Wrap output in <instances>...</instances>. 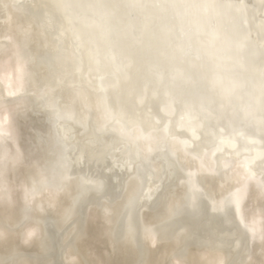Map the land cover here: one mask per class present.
<instances>
[{"label":"rangeland","instance_id":"rangeland-1","mask_svg":"<svg viewBox=\"0 0 264 264\" xmlns=\"http://www.w3.org/2000/svg\"><path fill=\"white\" fill-rule=\"evenodd\" d=\"M22 1L0 0V122L2 123L0 125V139H4L2 141L5 143L3 145L0 144V161L3 159L0 162V244H3H1L2 246L0 245V264H264V216L261 213L262 209L260 210L261 206L259 207L257 203L259 201H255L253 197H251V201L248 198L249 201H246L247 203L242 206V209L239 206L237 208H230L229 214L231 215L223 216L220 219H211V216H208L205 210L206 220L202 218L205 216H202L204 213H201L202 217L198 215L201 219H197V216L192 220L188 216L189 219L185 216L181 217L182 215H179L178 217L181 218H178L175 214L174 218L172 214H167V211L169 212L170 209L172 210L173 205L177 203L178 198H181L179 193L182 195L180 187L182 176L181 173L179 174L176 170H173L172 173L170 172L171 175L168 174V177L165 176L166 179L164 178V181H162L163 184L161 183L162 185H159L161 188L158 187V189H161V191L159 190L160 192L157 191L160 195L164 193V185L165 188L169 187V190L167 189L168 191L165 190L166 195L160 196L162 199L166 197L165 200L163 199L164 202H158H162L164 205L162 203L159 205L155 204L154 199L153 201H149L150 197L147 195V199L144 198L143 201L138 203L136 209L131 210L132 212L126 211L130 210V208L127 209L128 203L126 202L130 199H126L128 197L127 193H130L131 186V188L134 189V185L131 184V182H133L132 178H130L131 182L129 183L131 186H129V184L128 186L127 184L124 185L128 183V179L126 178L129 176L124 178L127 181L125 182L124 180L125 183H123L124 187L127 186L129 188V192L126 187L127 193L123 191L126 194H121L120 198L116 200L119 201V199H123L122 196L127 197L124 198V201L121 199L120 202L115 203H113L114 199L110 201L111 198L105 193L106 191L98 194L100 192L97 190L98 193H96L97 191L95 190L99 186L98 184L96 185V183H100V180L103 179L99 177L101 176L100 174L96 176L98 173L95 172V170L90 171L91 169H87L86 166H82L80 169H82L81 171H83V173H86L84 172L86 169L89 170L86 173L88 179L90 180L89 174H91L94 178L96 176L95 179L99 177V180H96L97 182L95 183H93V181H95L94 178L93 181L90 180L89 184H91V186L93 185V187L95 185L97 188L94 190L92 187L90 190H87V193L84 195L81 194L84 193V191L81 190L79 184L76 185V182H78L76 180L77 178L73 179L79 175L77 172L80 170H77V172L75 171L76 173L73 175L75 177L70 178L73 179V181L76 180L75 184L72 180H69L72 183L71 185H73L71 186L68 184L71 187L66 185L68 181L64 182L65 180H62L61 183H49L44 176H42L44 179L39 177L44 168L43 162L41 161L42 158L40 159L38 156L40 150L37 149L39 147L37 143H35V135L37 132V134H39L38 121H42L41 119L45 118V115L41 112V114H38V111L33 115L30 110L33 108L31 106L34 105L26 102L27 99L24 101L23 71L26 68L24 65L27 64L28 60L29 64H31L30 59H35L33 61L35 62L36 59L41 58L37 57V52H40V50L35 52L38 49L42 50V41H40L42 37H40L39 33L41 35L43 33H47L50 36L52 35L57 45H59L58 40L61 38V41H63L62 43L65 42L68 48L72 47V49H74L73 51H75L76 48L80 47L78 41H76L79 37V32H76L74 27L70 26L74 30L75 35H73V33L67 30L68 28L66 29L64 26L60 27L61 23L59 22H62V19L57 15L56 11H53V6L49 2L50 0H35L40 3L39 9H35L33 7L34 5L31 4V0H29V7L32 8L30 9L31 11L27 10L25 5L21 3ZM250 1L255 12L251 9V6H249L250 4L248 1L242 3L241 0H231L233 4L239 5V12L242 14L239 18V13L237 14L238 16H231V13H234V11L232 9H227L219 0H201V2H199V0H180L184 9L190 10L194 8L196 10H194L195 14L192 15V18L196 20L199 27L195 28V25L192 26L195 28V32L188 35L186 33L184 35L185 37L182 38L179 32L175 30L177 27L174 26L175 28L171 30V32L176 35L175 38L177 40L179 39L178 42L173 43L169 38H166L165 42L171 48L176 46V48L180 50V47L182 48L180 43H186L187 39L191 38L192 35H195L199 30H204V36L208 35V38L206 40L204 39L203 44L205 43L204 48L208 53L202 55L195 50V53L201 56V63L200 66L198 65L193 68L190 61L188 63L187 59L183 57L185 48L188 47V45H192L188 44L183 47L181 53H177L180 55L179 63H177L176 67H172L178 69L173 70V75L168 74V76L162 74L163 80L166 81V83H164L165 88L160 90L161 98H158L159 102L158 100L156 102H158L157 106L159 112L161 108L165 109L166 104L164 102H166V100L169 102L172 101L175 104L174 107L181 111L186 101L176 103L177 100L174 99L175 97L173 98V92H177L176 87L179 86L180 82L183 86H188V83L192 82V84L189 85V87H191V95L189 99L187 98L188 101L186 103V116L192 122L191 125L197 127L195 128L199 135L203 134L206 136L205 138L209 141L210 148L213 150L214 147L222 149V143H225V145L228 143L232 145L233 143L230 147L232 151L234 150L232 156H224L221 152L222 150H219L223 161L228 165L233 163V161L236 162L238 158L254 155V159H258L259 166V175H257L256 180L264 185L263 141L259 137H256L254 133H249L247 131L249 124L253 126L256 125L261 135H264V117L260 116L261 113H264V95L262 94L264 90H262V92L260 90V87H264V73L260 71L259 64L257 63L259 58L262 61L264 60V0ZM260 11L263 14H261ZM37 12L47 17V21H44L47 22L48 25L45 23L42 24V27H39L41 23L38 25L36 20L32 17L30 21L32 20L33 23L35 22V25L37 24L35 27L37 29H34V24L30 23L28 20L31 16L30 14L37 15ZM22 17H24L25 20ZM242 17L246 19L252 29L251 31L256 34L258 40V43L251 45L248 51L251 55H247V57L250 60L252 59L250 69L249 71L247 70L248 72L242 70L244 69L245 57L238 51L244 50L246 45L249 44L246 43L245 37L242 38L240 35H237L239 32L230 31V29H235V27L236 29L242 27ZM231 19L234 20V24H232ZM105 20L107 22V19ZM206 20L208 22H216L220 25L219 29L223 32L228 31V34L225 33V36L215 35V31L211 30L206 25ZM24 21L27 22L24 23ZM25 25L26 27L24 28ZM28 25H30L29 28ZM82 26L80 28H82ZM33 29L37 30V32L35 31L34 33ZM84 29L79 30L84 31ZM187 29L183 30L180 28L179 31L186 32ZM33 33L35 35L34 38L32 37ZM29 34L31 35L30 37L34 40L36 39L38 42L36 43V41L32 40ZM36 35H38V37H36ZM49 35L48 37H50ZM151 37L153 40L157 41L156 44L160 43L158 39L155 38L157 36L154 33H152ZM173 37L174 36H172V38ZM211 39L218 40L222 45H219V47L224 46V51H226V47L231 51L227 50V55L222 56L220 52L223 51V48H220V50H215V52H217V56H215L212 53L214 49H207L211 48V46L207 45ZM74 41L76 42L75 45ZM34 42L36 44L33 45ZM213 42H215V40ZM38 43L41 44L38 45ZM257 44L259 46L262 44V47L258 49ZM30 46L34 48L33 50L36 49L33 51V54H37L36 58L33 57L35 54L32 55L27 52V50L30 51L29 49L32 48ZM37 46L39 47L37 48ZM146 48L143 47V50L146 51ZM192 49L194 51L195 47H192ZM23 50L26 51V55L29 56H25V54L21 53ZM147 50L152 51L148 48ZM175 50L176 49H173L174 54H176ZM71 51L72 50L68 51V54L70 53L69 57H66L68 54L64 55V57H66L65 59H62L60 56L61 60L59 61H63L61 64L62 69L66 70V68H69L71 71L74 70L72 72H77L75 69H78V72H82L87 82L90 83L91 80L98 76L97 74H99V71L93 66H83L78 57L75 59ZM49 54L47 59L51 60ZM207 54L214 55L217 62L221 63L230 59L229 61L231 63L235 64L238 62L240 65L235 70L226 69L222 64L214 67V65L209 61H205V58H203V56ZM45 60L44 56L41 60L35 62L36 65L38 64L37 67L40 66L38 69L43 70L47 68V66L44 65L46 64ZM35 63L29 65V67H33ZM71 66L73 67L70 68ZM34 68L31 73H34V71L36 72ZM172 68L170 67V71H172ZM179 68L181 70H179ZM43 72H36L40 75H36V73L32 74L38 76H34V79L39 82L40 87H35L37 83L34 80L36 83L34 88L38 90L39 93L43 91V87L40 89L41 86L44 85V90H47L50 86L40 81L42 80L41 74H43ZM211 74L214 78L217 77L218 79L210 77L209 75ZM43 75L46 76V71ZM247 76L251 79V84H249V86H247L248 83L245 80ZM34 82L32 83L30 80L29 86L30 83H32L31 85L33 86ZM117 84H119V82ZM169 84L171 87H169ZM32 86H30V90H33ZM173 87L176 89L172 90ZM82 89L84 88L82 87ZM117 89H119V87ZM35 90L30 91L32 94L29 93V95L37 97L35 96L37 93ZM111 90L113 89L111 88ZM27 103L31 105V108H26ZM34 108L42 111L38 106H34ZM132 108L134 109H131L132 113L130 114L131 111L128 112L129 116L131 115V121L143 120L141 122H144V119H147L145 123L147 121H152V119H150V111L147 112L149 110L148 108L147 111L140 106L138 108H136V106ZM118 109L120 110V108ZM182 111L184 112V110ZM27 112H29V114ZM116 113L126 118L124 114L122 115V112L117 111ZM146 113H148V115ZM78 114H81V112ZM36 115L40 119H37V117H35ZM145 115L146 118H144ZM142 116L144 119L141 118ZM64 119L68 122H65ZM64 119L62 118L63 122H61V128L67 135L68 140L71 141L73 145L72 151H74L77 157L82 159L95 158L97 161H101L113 154L121 156L123 159L127 157H124V155L125 152H129V150L121 145L124 140H120L119 132L116 134L113 131L114 126L110 125L112 127L106 126L100 129L94 120L86 117V115L78 117L76 110L71 113L69 112V115L64 117ZM32 120L35 122V126H33V122H29ZM31 127H33L34 130L36 128L35 131L37 132L34 133L35 131L33 132ZM219 130L226 133L221 135L219 134ZM3 132L7 133L4 134ZM32 134L35 135L31 136ZM5 136L11 137L9 138L10 140H7ZM125 136L128 135L124 134V137ZM241 136L244 137V142L239 141V137ZM31 139L34 144H36L34 147ZM218 140H220V146L215 144ZM125 141L123 143L126 145ZM221 141L223 142L221 143ZM38 152L39 154L36 155ZM12 159H14V161ZM38 166L42 168L40 167L39 169ZM177 173L178 175H176ZM43 174L45 175V173ZM43 174L41 173V175ZM180 176L181 178L178 179ZM37 177L39 179H37ZM168 178H170L171 181ZM41 180L43 181L41 182ZM44 180L46 182H44ZM177 180H180V182L178 183ZM4 181L5 183H3ZM166 181L169 182L167 183ZM103 182L104 180L102 183ZM170 183L176 186L179 185L176 187ZM124 187L123 190L126 189ZM171 187H173V191L171 190L173 194L169 195ZM99 188L101 187L99 186ZM177 188L181 190L178 193L176 191ZM73 189L75 191H73ZM76 189H78L79 192L81 191V195L78 194L79 192ZM174 189L178 195L174 192ZM173 195H176V198H174ZM160 197L156 198V200ZM122 201L124 203H122ZM251 203L253 204V208ZM156 205L160 207V210L159 208L157 210ZM123 206H125L126 210H124L125 208H123ZM177 206L176 204V207ZM120 207L123 208V210ZM254 207L258 208L260 212ZM163 208L165 210H161ZM171 215L175 219V222L171 220L172 217L165 218L169 219L168 222L170 223L166 222L167 220H162L164 219L163 217H170ZM245 226L246 230L247 228L249 230L243 232ZM207 240L209 242H207Z\"/></svg>","mask_w":264,"mask_h":264},{"label":"bare ground","instance_id":"bare-ground-1","mask_svg":"<svg viewBox=\"0 0 264 264\" xmlns=\"http://www.w3.org/2000/svg\"><path fill=\"white\" fill-rule=\"evenodd\" d=\"M120 1H126V0H120ZM120 1H119V5L125 4L124 2H120ZM155 1L156 0H140V2L135 3L141 7V10H142L143 15H144L143 17H140L138 20L140 22H142L144 20L145 28L147 30L146 29H144V30L137 29L139 27V25H137L135 23V21H133L131 19V17H129V14H127L128 12L124 13L125 15H127V17L126 18L123 17V11L127 10L126 9L127 6L122 8V10L120 11L121 16L118 13L116 14L117 17H120L119 20L121 19L120 21L122 23H124L123 26L125 27L126 33H127L126 38L128 40L123 42V44H122V42L120 44H116V43L112 42V39H110V37H107L110 35V33H113V31L115 30V27H117V25L114 26V24L112 22H110L108 24V27H111L110 30L108 29V31H105V33H102V35H101V36H103L102 37V43H100L99 42V33H100L101 29H98V28L91 29V26H90L91 24L88 25L86 23V21H84L80 17H77L75 19L73 18L74 12H80L81 13L80 15L92 14L95 16H97V15L102 16L106 12H108V11L102 9L101 7H99V5L96 4V1L95 2H93V0H62V1L61 0L60 1L50 0L49 1L50 4H52V6H53V11H56L57 15L62 19V22H59V23H61L60 27L64 26L66 29L68 28L67 30L70 33H73V35H75L74 30L70 26H73L74 29L76 30V32H79L80 38L78 37V39H76V41H78V44L80 47L76 48L75 51H73L74 49H72V47H69L70 50H72L71 52L73 53L75 59H77V57H78L79 61L82 63L83 66L95 67L96 70L99 71V74H97L98 76H96V78H94L93 80L90 81V83H88L87 79L84 77L83 73L80 71L78 72V69H75L77 72H72L74 70L71 71V69H69V68L68 69L66 68V70L62 69L61 64L63 63V61H59V60H61V58L65 59L67 56L69 57L70 53L68 54V51H70V50H69L68 46L65 45V42L62 43L63 41H61V38L58 40L59 45H60L59 46L54 41L52 35L50 36L47 33H43L42 35L39 33L40 37H42V39L40 40V41H42L41 42L42 44L38 43V45H40V44L42 45V50L41 49H38V50L35 49L36 50L35 51V50H33L34 48L32 46H30V47H32L31 48L32 50L31 49H29L30 51L27 50V52L31 53L32 55L35 54V53L33 54V51L37 52L40 50L41 53L37 52L38 56H37V54H35L33 57L36 58V56H37V57L42 58L45 56V59H46L45 63L46 64H44V65L47 66L46 69L40 70V69H38V67H40V66L37 67L38 64L36 65L35 62L37 60L38 61L41 60V58L40 59L38 58V59H36L35 62H33L35 59L32 58L33 60H31L29 57V59L31 61V64H29V60L26 57L28 62L26 65H24V67H26V68L23 71V78H24L23 79L24 80L23 98L25 99L24 101H26V99H27L26 102H29L31 105L38 106L42 111H39V109L36 110L34 108V106H31L29 103H27L26 108L28 109V107H30V106L33 107L30 110L33 115H35V112H37V111H38V114L41 112V113H44V115H45V116L43 115L45 118H42L41 119L42 121H40V120L38 121L39 129L38 128L37 129L39 131V134H37L38 132L35 131L36 130L35 127H34L35 130L33 129V127H31V130L33 129V132L35 131L34 133L37 132L36 135L32 134L31 136H33V135L36 136V142L35 143H37V146L39 147L37 149L40 150L41 155L39 154V152L37 154L35 153L36 155L39 154L38 156L40 157V159L42 158L41 161L43 162L44 170H43V172H41L42 170L40 172L42 174L45 173V175L44 174L41 175V173H40L39 177L41 178L42 176H44L49 183L50 182H60L61 183L62 180H65L64 182H67V181L70 182L69 180H72V182H74V184H75V182L77 180L78 182H76L77 183L76 185L79 184V187H81V190L84 191V193H81V191L79 192L78 189H76V190H78V192H79L78 194L81 193L82 195H84L85 193H87V190H90L93 187V185L91 186V184H89V182H90V180L93 181L94 176H91V174L88 173L92 177V179H91V177L89 176V178H90V180H89L87 177L88 175H86L87 171H89L87 169H91L90 171L95 170V172L98 173V174L96 173L97 175L96 174L95 175L98 176L100 174L101 176H99V177H101L104 180V182L102 183L103 180H100V183H96V185L98 184L101 188H99V186L97 188L94 185V187L92 189L95 190V188H97L95 191L98 190L100 192V193H98V191H97L96 193H98V194H101V192L103 193V191L104 192L106 191L105 193H107V195L111 198V199L109 198L110 201L112 199H114V202L112 201L113 203L120 202L122 198L119 199V201H117L116 199L120 198L121 194H126L127 191L129 192V188L127 186L131 182L130 178H132L133 182H131V184L134 185L133 186L134 189H132L131 188L132 186L129 184V186H131L130 187L131 191H130V193H127L128 197L126 196L127 197L126 198L125 196H122L123 201H124V198H126L127 200H128V198H130L128 200V202H126V203H128L127 209L130 208V210H126L125 206H123V208H125L124 210H126L127 212H132L131 210L136 209V205L138 203H140L141 201H143L147 195H149V197H150L149 201H153V199H154L155 204L159 205L160 203H162V202H160V203H158V202L163 201V199L165 200L166 197L162 199V197H160V196L164 195L165 190H167L169 187L165 188V185H164L165 189L163 188L164 193L162 191V193H163L162 195L158 194V192L161 191V189H158V187H160L159 185L162 183V181H164V178L166 179L165 176L170 174V172L172 173L173 170H176L179 172V174L181 173V176H182V179H181L182 183L180 185L181 190H182V195L179 193V196H181V198L177 197L178 201L176 200L177 201L176 204L178 206L176 207V204L173 205L174 209L173 208H172V210L170 209V211L172 213L170 211L169 212L167 211L168 215L172 214L174 216L176 214L177 215L176 217H178L179 215H182L181 217H184V216L187 217L188 216L189 218H191L193 220V218L194 217L196 218L198 215L200 217H202L206 213H208V216H211V219L212 218L220 219L223 216L231 215V214H229L230 208H234V207L237 208L239 206L242 209V206H244L245 203H247L246 201L248 200V198L251 201V199H252L251 197H253L255 201H259L257 203H258L259 207L261 206L260 210L262 209L261 213L264 216V185H262L261 183H259V181L256 180L257 175H259V173H258V171H259L258 170V168H259L258 159H254V155H251V156L248 155V156H245L243 158H238V159H236V162L233 161V163H230L228 165L226 162L223 161L222 156H214L213 157L210 155L211 152H214V154H215V153L219 152V150H222L221 152L223 153L224 156H226V155L232 156L234 150L232 151L230 147L233 145V143H232V145H231V143H228L225 145V143H222L223 141H221V143L223 144L222 145L223 148L220 149L218 147H214V150H213L212 148H210L209 141L205 138L206 136L203 134L199 135V133L196 131L197 127L195 126L196 127L195 128L194 125H191L192 122L186 116L187 115L186 103H187V101L191 95L190 94L191 93L190 92L191 87H189V85L192 84V82L188 83V86H183L182 83L180 82L179 86L176 87L177 92L174 91L175 94L173 92V98L175 97L174 99L177 100L176 103H178V102L182 103V101H186L184 103L183 108H182V110H184V112L182 110H181L182 112L179 111L176 107H174L175 104L172 101L169 102L167 100H166V102H164L166 104L165 109L161 108V110L159 112L158 106H157V103L159 102L158 98H161L160 90H163L165 88L164 83H166V81L163 80V78H162V74L163 75H168V74L173 75L172 74L173 70L178 69V68H172V67H176L177 63H179V61H180V55H178V54H180L182 48L187 46L188 44H191L192 47H195L194 51L196 50V51L200 52L202 55L208 53V51H206L204 48L205 43L203 44L204 39L206 40L208 38V35L204 36V30L203 31L199 30L195 35H192L191 38H188L186 43H180V45H182V48L180 47V50H178L176 48V46L174 48H171L165 42L166 38H169L171 41H173V43H177L179 40V39L177 40L175 38L176 35L172 38L173 35L170 34L171 31L167 29V28H169V26H168L169 22L168 21L170 20L171 16L174 15V18L172 19L174 26L179 27L183 30L187 29L190 26L192 27L194 25H195L194 27L197 28V27H199V24L196 22L195 19L190 21L189 18L186 17L187 14H185V12H188L189 9H184L180 0H169L170 9L167 12V16H164L163 18H162V16H160V17L158 16V15H162L160 12L159 13L157 12L158 13V15H157V14H155L156 12H153L154 11L153 8H150L151 5H153L155 3ZM232 1H234V0H232ZM187 2H189V1H187ZM21 3H23L25 5V7L27 8L28 11H31L30 9H32V8L29 7V5H30L29 0H23ZM31 4L34 5L33 7L35 9L40 8V5H39L40 3H38L35 0H31ZM260 13L263 14L261 11H260ZM175 14H176V16H175ZM30 15H29L30 18L28 20L30 23H33L32 20L30 21V19L33 17L34 20H36V22L38 23V25L41 23V25H39V27H42V24H45V23L47 24V22H45V21H47L46 20L47 17L41 15L40 12H37V15H33V14H30ZM113 16H114V13H113ZM156 16H158L159 18ZM256 16H259V15H256ZM59 17H57V18H59ZM22 18H24V17H22ZM164 18L166 21H164ZM105 19H107V18H104L103 20H105ZM123 19H125V21ZM196 19L198 21H200L198 18H196ZM24 20H25V18H24ZM80 21H81V23H80ZM163 21L166 24L167 28H164L162 26L163 24H161V23ZM26 22L24 21V23H26ZM30 23H28V24H30ZM191 23H193V24H191ZM26 25L24 26V28L26 27ZM30 25H32V24H30ZM30 25H28V28ZM36 25L34 24V27H33L34 29H37V28H35ZM80 25L81 26L83 25L84 27L82 26V28H80L81 27ZM127 25L129 26L128 28H127ZM34 29H33L34 33H35V31L37 32V30H34ZM79 29H84V31L79 30ZM152 29H153L152 33H154L157 36L155 38L158 39V42H160V43L156 44L157 41L153 40L152 37H151V39H150V37L148 39H146V41H144L145 43L144 42L142 43V41L137 40V38L135 36V33H138L137 30H139V32L144 31L143 35L148 36V35H150ZM29 32H30V30H29ZM34 33L32 36L33 38L35 37ZM48 35L50 37H48ZM127 35H129L131 37V39H133L136 44L133 43V40H131L129 37H127ZM237 35H239V34H237ZM30 36L31 35L29 34V37ZM32 37H30V38L32 40H34ZM36 37H38V35H36ZM172 39H174L175 41ZM214 40H215V42H213ZM214 40L211 39L210 40L211 43L209 42L207 44V45L211 46V48H207V47L206 48L208 50L214 49L212 53L215 56H217V52H215V50H220V48H223L222 50L224 51V46L219 47V45H221V43H219L218 40H216V39H214ZM34 41H36V39ZM161 41H163V42H161ZM242 41H244V40H242ZM37 42L38 41H36V43ZM127 42H130V43H127ZM36 43L34 42L33 45ZM75 43L76 42L74 41V45H75ZM212 44H213V46H212ZM27 47H29V46H27ZM38 47L39 46H37V48ZM122 47L127 48V51L125 50V48H124L125 51H123ZM143 47H145V48L147 47L148 49H150L152 51L147 50V48H146V51H144ZM173 49H176L175 50L176 54L173 53ZM227 50L231 51L230 49H228L226 47V51ZM25 52L26 51L23 50V52H21V53L25 54V56H29V55H26ZM49 53H51V54H49ZM48 54L50 55L51 60L47 59ZM66 54H68V55H66ZM170 54H171V56H170ZM64 55H66V57H64ZM214 55L207 54V55L203 56V58H205V61H209L212 65H214V67H217L218 65L222 64V66L226 67V69H229V70L230 69L235 70L240 65V63H238V62L235 64L231 63L229 61L230 59L228 61H223L221 63L217 62L216 59L214 58ZM60 56H61V58H60ZM110 56L113 57V61L110 60L111 59ZM160 56H162L161 57L162 59H159ZM32 63H35V65H33V67L32 66L29 67V65H32ZM34 66L36 69L34 68ZM31 67H32V69L34 68V70H36V72L40 71L42 73L44 70L46 71V76L43 75V74H45V71L43 72V74H41L42 80H40V81L45 82L46 84L50 85L47 90H44V85L41 86V88H40V89H42V87H43V91L41 90L42 92L39 93L38 90H35L34 85L36 83L37 84L35 85V87L36 86L40 87L39 82H37L34 79V76L38 75L39 73H36L35 71H34V73H31L32 72ZM72 67L73 66H71L70 68H72ZM124 67H126V68H124ZM170 67L172 68V71H170L171 70ZM113 68L120 73V76L116 77L115 82L112 83L108 80L107 74L109 75V77H110V75L113 76L114 73H116V72L112 71ZM100 69L106 71V72H103V75H105V73H107L106 76L104 77V78H106L105 81H101V80H104L103 78L101 80L98 78L99 76L102 75V71ZM123 70H124V72H123ZM179 70H181V69L179 68ZM20 71H21V69H20ZM185 72H187V71H185ZM35 73H36V75H32ZM11 74H12V72H11ZM209 76L214 78L212 74ZM36 77H38V76H36ZM219 77H221V76H219ZM215 78H217V77H215ZM91 79H92V77H91ZM30 80L32 83L34 82V80L36 81V83L34 82L33 86L31 85L32 83H30V86H32L33 90H30L31 89L29 86ZM43 80H46V81H43ZM7 82H9V81H7ZM118 82H119V84H117ZM98 86H100L101 89L98 88ZM108 86L113 87L112 88L113 90L111 93H109V94L105 93V95L99 93V91H102V90H105V92H106V87H108ZM82 87L84 89H82ZM118 87H119V89H117ZM169 87H171V85ZM176 88L173 87L172 90H174ZM40 89H39V91H40ZM34 90H35V92L37 91L38 94L36 93L37 95L35 94V96H37V97L33 96L34 97L33 98L32 95H29V93L32 94V92H30V91H34ZM109 90H111V89H109ZM260 90L262 92V90H264V87L263 88L260 87ZM157 91H159V92H157ZM262 94L264 95V91ZM157 100H158V102H156ZM28 104H29V106H28ZM134 106H136V108H138L139 106L143 109L145 108L144 109L145 111H147L149 109L147 112L150 111L149 112L150 113V119H152V121H150V122L147 121L148 123L147 122L145 123V121L147 120V119L146 120L144 119V118H146V115L144 118H143V116L141 117L144 119V122H141L143 120H141V121L139 120L140 122L135 121V120L131 121V119H130L131 115L129 116L128 112H130L131 109H133L132 107H134ZM118 108H120V110ZM75 110L77 112L78 117H83L86 115V117L94 120V122L98 125V128H100V129H103L106 126L112 125L109 122V120H112L114 122L113 131L116 134L118 132L120 133V140L122 139L121 141L126 140L125 141L126 145L123 143L124 141L121 143V145L126 147L129 150V152L126 151L125 155H124V157L125 156H127V157L125 159H123L121 156H116L115 154H113L112 156L104 158L105 160L103 159L101 161H97V160H95V158H90V157H89L90 159H86V158L82 159V158L77 157L76 154L74 153V151H72L73 145H72L71 141L68 140L67 135L64 133L63 129L61 128L62 127L61 126L62 120H59V121L56 120V116L64 118V117H67L69 115V112L71 113L72 111H75ZM117 111L122 112V115L124 114L126 118H123L120 114H117L116 113ZM139 111H141V110H139ZM162 111H165L166 114L169 115L171 118L165 119V117L162 115ZM80 112H81V114H78ZM27 113L29 114V112H27ZM126 113H128V114H126ZM131 113H132V111L130 112V114ZM144 114H145V112H144ZM146 114L148 115V113H146ZM37 115L35 117H37ZM127 116H129V117H127ZM135 116H133V117H135ZM29 118H31V117H29ZM38 118L39 117H37V119ZM60 119H62V118H60ZM29 120H31V119H29ZM160 121H161V123H160ZM29 122L31 123V122H33V120L29 121ZM33 123H34L33 126H35V122H33ZM1 124L2 123L0 122V125ZM4 125H2V126H4ZM166 125H167V129L165 128ZM180 125H183L184 127H186V129H188V131L191 132L193 136L195 135L198 140H196V142L192 143L191 139L188 138L187 135H183V134L179 133L178 127ZM110 127H112V126H110ZM225 129L229 130L228 128H225ZM0 130H1V128H0ZM3 130H4V128H3ZM7 132H3V133L5 134ZM124 134L125 135L127 134L129 137L125 136L126 137L125 138ZM6 138L8 140L11 137L8 136ZM31 138H33V137H31ZM2 140H4V139H2V138L0 139V144L3 145L5 143ZM11 141H10V143H11ZM32 143H33V147H34V145H36V144H34L33 140H32ZM191 143H192V145H191ZM187 145H191V148L188 149L189 146H187ZM39 150H37V151H39ZM227 150L232 151V152H228ZM3 154H4V151H3ZM3 154H1V155H3ZM110 158H112V159H110ZM12 160L14 161V159H12ZM8 162H10V161H8ZM82 166L87 167V169L85 168L86 170L84 171L86 173H83V171H81L82 169H80V168ZM38 167L40 169L41 166H38ZM77 170H80V171L77 172ZM75 171L77 172V174H79L76 177L73 176L76 173ZM176 175H178V173ZM96 176H95V178H96ZM126 176L127 177L129 176V177L126 178ZM181 176L179 178L178 177L177 178L180 179ZM44 177H42L41 179H44ZM73 177H75V178H73ZM99 177H97V179L94 178L95 181H93V183L97 182L99 180L98 179ZM70 178H73V179L77 178V179L75 181H73V179H70ZM124 178L128 179V183H125L127 180ZM37 179H39V178L37 177ZM122 179H123V181H122ZM168 179L170 180V178H168ZM124 180H125V182H124ZM172 180H174V179H172ZM42 181L43 180H41V182ZM44 182H46V181L44 180ZM68 182L66 184L67 186H69L68 184H70V185L72 184L71 182L70 183H68ZM105 182H106V184H105ZM172 182L176 183L174 181H172ZM177 182L179 183L180 180H177ZM3 183H5V181ZM123 183H125L124 185L127 184V186L124 187ZM167 183H166V187H167ZM43 184H45V183H43ZM171 185H174V184H171ZM71 186H73V185H71ZM71 186H69V187H71ZM174 186H176V185H174ZM123 187L124 188L127 187L128 190H127V188L123 190ZM173 187H171V189H170V194L169 193H167V194H169V195L173 194V193H171V190L173 189ZM101 189H102V191H101ZM85 190H86V192H85ZM181 190H178V188L176 189L177 193ZM73 191H75V190L73 189ZM123 191H125L126 193ZM176 191L174 189L175 193H176ZM130 194H131V196H130ZM158 197H160V198L158 200H156V198H158ZM167 197L169 198L168 195H167ZM173 197L176 198V195H173ZM3 198H5V197H3ZM106 198H108V197H106ZM174 198H173V200H174ZM160 199H162V200H160ZM170 199H169V201H170ZM123 201H122V203H124ZM3 203H4V201H3ZM252 203H253V201H252ZM252 203H251V205L253 208ZM170 204H172V203H170ZM255 206H256V203H255ZM123 208H121V209L123 210ZM156 208H157V210H158V208L160 210V207H157V205H156ZM164 208L161 210L166 209V208L165 209ZM254 208L258 209L256 207H254ZM205 210L207 211L206 213H205ZM260 210L258 212H260ZM201 213H204V214L202 215ZM172 215L170 217H168V216L163 217L164 219H162V220H167L166 222H168L169 219H165V218H171ZM199 216L197 217V219L198 218L201 219ZM5 217H7V216H5ZM181 217H178V218H181ZM174 218H175V216H174ZM174 218L172 217L171 220H173L175 222ZM202 218L204 220L207 217L205 215ZM192 220H190V221H192ZM176 221H178V220H176ZM168 223H170V222H168ZM194 223H196V222H194ZM16 224H17V222H16ZM245 230H246V226L243 228V232H246L249 230L248 228L246 231ZM212 241L214 242L213 239H212ZM207 242H209V241L207 240ZM47 249H48V247H47ZM20 262H22V261H20Z\"/></svg>","mask_w":264,"mask_h":264},{"label":"water","instance_id":"water-1","mask_svg":"<svg viewBox=\"0 0 264 264\" xmlns=\"http://www.w3.org/2000/svg\"><path fill=\"white\" fill-rule=\"evenodd\" d=\"M96 1V4L97 5H99V7H101L102 9H104V10H106V11H108V12H106L104 15H102V16H95V15H92V14H90V15H84V14H82V15H80L81 13L80 12H74V19L75 18H77V17H80L81 19H83L84 21H86V23L88 24V25H90L91 26V29H95V28H99V29H101L100 30V33H99V42L100 43H102V37L103 36H101L102 35V33H105V31H108V29L110 30V28L111 27H108V24L110 23V22H112L113 24H114V26L115 25H117V27H115V30L113 31V33H110V35L109 36H107V37H110V39H112V42H114V43H116V44H120L121 42H122V44H123V42H125V41H127L128 39L126 38V29H125V27L123 26L124 25V23H122L120 20H119V18L120 17H117L116 16V14L118 13L120 16H121V10H122V8H124V7H126V11H123V17H127V15H125L124 13L125 12H128L127 14H129V17H131V19L133 20V21H135V23L137 24V25H139V27L137 28V29H140V30H144V29H146L145 28V22H144V20L142 21V22H140L138 19L140 18V17H143L144 15H143V12H142V10H141V7L138 5V4H135V3H137V2H140V0H126V1H120V0H93V2H95ZM119 1L120 2H124L125 4H121V5H119ZM217 1V0H216ZM219 1H221L220 3L222 4V5H225V7L227 8V9H232L233 11H234V13L232 12L231 13V16H238L237 14L239 13L240 15H239V18H240V16H242V14L239 12V5L238 4H233L232 2H231V0H219ZM242 1V3H244L245 1H248L249 2V6H251V1L250 0H241ZM199 2H201V0H199ZM153 4V3H152ZM150 8H153V12H156L155 14H157L158 15V13L160 12L162 15H158L159 17L160 16H162V18L164 17V16H167V12L169 11V9H170V4H169V0H156L155 1V3L153 4V5H151V7ZM251 9L255 12V9H254V7L253 6H251ZM195 9L194 8H192V9H190V10H188V12H185V14H187V18H189V20L190 21H192L193 20V18H192V15L193 14H195V11H194ZM158 12V13H157ZM113 13H114V16H113ZM145 14V13H144ZM184 14V13H183ZM153 16V15H152ZM158 16H156V17H158ZM175 16H176V14H175ZM158 17V18H159ZM104 18H107V22L106 21H102ZM174 18V15L173 16H171V18H170V20L168 21L169 22V24H168V26L170 27V28H167L166 27V24L164 23V21H166L165 20V18H164V21L161 23V24H163L162 26L164 27V28H167V29H170V31L171 30H173L175 27H174V23H173V21H172V19ZM86 19V20H85ZM101 19V20H100ZM124 21H125V19H123ZM241 21H242V23H243V25H242V27L241 28H239V29H236V27H235V29H230V31L232 32V31H237V32H239L238 34L242 37V38H244L245 37V40L247 41L246 43H248L249 45H246V47L244 48V50H239L238 52H240L241 53V55H243L244 57H245V61H244V68H246V69H242V70H245L246 72H247V70L249 71V69H250V63H251V60L247 57V55L248 56H250L251 54L248 52L249 51V49H250V47H251V45H255L256 43H258L257 41V36H256V34L255 33H253L251 30V27H250V25L247 23V21H246V19L245 18H243L242 17V19H241ZM206 22H207V26H208V28H210L211 30H213V31H215L214 32V34L215 35H221V36H225L226 34L225 33H227L228 34V31L227 32H223V31H221V29H219V24H217L216 22H208L207 20H206ZM231 22H232V24H234V20H232L231 19ZM100 25H99V24ZM131 25V24H130ZM136 25V26H137ZM234 26V25H233ZM129 26L127 25V28H128ZM179 27H177L175 30H177L178 32H179V35H181L182 36V38L183 37H185L184 35L187 33V35L188 34H192V33H194L195 32V28L194 27H189L188 29H187V31L185 32V31H179ZM147 30V29H146ZM149 30V29H148ZM217 30V31H216ZM138 31V33H135V36H136V38H137V40H140V41H142V43L144 42V41H146V39H148L149 37H150V39H151V35H152V32H153V29L151 30V33H150V35H143V32L144 31H140L139 32V30H137ZM229 31V32H230ZM170 34L171 35H173V36H175L173 33H171L170 32ZM214 35V36H215ZM122 36V37H121ZM127 37H129L130 39H131V37L129 36V35H127ZM131 40H133V39H131ZM85 42V41H84ZM88 42V41H87ZM138 42V41H137ZM86 43V42H85ZM127 43H130V42H127ZM133 43H135L134 42V40H133ZM145 43V42H144ZM136 44V43H135ZM146 45V44H145ZM257 46H258V49H260L261 47H262V45H258L257 44ZM128 47V46H127ZM85 48V47H84ZM125 48V47H124ZM124 48L122 47V50L123 51H127V48H125V50H124ZM227 52L228 51H222V52H220V54L222 55V56H226L227 55ZM249 53V54H248ZM163 56V55H162ZM162 56H160V58L159 59H162L161 57ZM111 57V61H113V57L112 56H110ZM183 57L184 58H186L187 59V61H188V63H189V61H190V64L193 66V68H195L196 66H200V63H201V56H199L198 54H196L195 53V51H193V49H192V46H190V45H188V47H186L185 48V53H184V55H183ZM261 59L259 58L258 60H257V63L259 64V67H260V71H263L262 73H264V60L262 61H260ZM124 68H126V67H124ZM101 71H102V75L101 76H99L98 78L101 80L102 78L104 79V80H101V81H105V79L106 78H104L105 76H106V74L107 73H105V75H103V72H106V71H104V70H102V69H100ZM112 71H114V72H116V73H114V75L113 76H111L110 75V77H109V75L107 74V77H108V80L110 81V82H115V79H116V77H118V76H120V73L118 72V71H116L114 68H113V70ZM123 72H124V70H123ZM246 80V82L248 83L247 84V86H249V84H251V82H250V78H249V76H247V78L245 79ZM107 86V85H106ZM98 88H100V86H98ZM111 88H113V87H111ZM110 87H106V92H105V90H102V91H99V93L100 94H103V95H105V93H107V94H109V93H111L112 92V90H109V89H111ZM101 89V88H100ZM99 89V90H100ZM162 115L165 117V119H169V118H171L169 115H167L166 114V112L165 111H162ZM260 116H264V113H261L260 114ZM60 118H63V117H57L56 116V120L57 121H59V120H62V119H60ZM202 118V117H201ZM64 119V118H63ZM65 120V122H68L66 119H64ZM203 120V119H202ZM61 122H63V121H61ZM109 122L112 124V126L114 125V122L112 121V120H109ZM165 128L167 129V125L165 126ZM110 130H111V128H110ZM247 131L249 132V133H254V135L256 136V137H259L262 141H263V145H264V135H261V133L259 132V130H258V128H257V126L256 125H248V128H247ZM178 132L179 133H181V134H183V135H187L188 136V138H190L191 139V142L193 143V142H196V140H198L197 139V137L194 135H192V133L191 132H189L188 131V129H186V127H184L183 125H180L179 127H178ZM226 133V132H225ZM222 130H219V134H221V135H224L225 134ZM145 140V139H144ZM239 141L240 142H244V137L243 136H241V137H239ZM192 143H191V145H192ZM216 145H218V146H220V140H218L216 143H215ZM191 145H187V146H189L188 147V149L189 148H191ZM230 150V149H229ZM211 151V150H210ZM228 151V150H227ZM228 152H232V151H228ZM216 154V155H215ZM214 154V152H211V156H221V152L219 151V152H217V153H215ZM210 156V157H211Z\"/></svg>","mask_w":264,"mask_h":264}]
</instances>
